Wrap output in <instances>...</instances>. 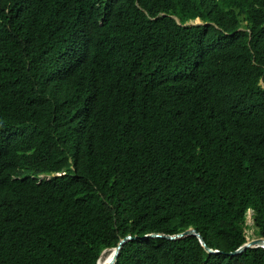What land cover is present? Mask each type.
<instances>
[{
    "label": "trees",
    "instance_id": "1",
    "mask_svg": "<svg viewBox=\"0 0 264 264\" xmlns=\"http://www.w3.org/2000/svg\"><path fill=\"white\" fill-rule=\"evenodd\" d=\"M249 230L264 0H0V264H264Z\"/></svg>",
    "mask_w": 264,
    "mask_h": 264
},
{
    "label": "water",
    "instance_id": "2",
    "mask_svg": "<svg viewBox=\"0 0 264 264\" xmlns=\"http://www.w3.org/2000/svg\"><path fill=\"white\" fill-rule=\"evenodd\" d=\"M187 236H196L201 244L204 246V248L209 252V253H218L217 251H213L212 249H210L206 243L204 238L202 237V235L195 229L191 228L186 230L183 233L174 235V236H170V235H164V234H150L144 237V239L149 238V237H163L166 239H170V240H177V239H181V238H185ZM132 236H128L125 239H122L118 245L117 248L114 249V253L112 255V259L108 264H115L116 260L119 256L120 250L122 248V246L128 241L131 240ZM254 247H262L264 248V239L263 238H257V239H253V240H249L247 243H245L242 247H240L239 249H237L234 252H231L230 255L235 256V255H239L242 254L243 252H245L246 250L250 249V248H254ZM99 264V263H98Z\"/></svg>",
    "mask_w": 264,
    "mask_h": 264
},
{
    "label": "rangeland",
    "instance_id": "3",
    "mask_svg": "<svg viewBox=\"0 0 264 264\" xmlns=\"http://www.w3.org/2000/svg\"><path fill=\"white\" fill-rule=\"evenodd\" d=\"M196 22H200V21L197 20ZM248 219H249V224H252V223H253V220H252L251 214H249ZM252 234H253V231H252V230H249V232H248V236H249L248 239H249V240L256 239L255 237L252 236ZM107 256H108V255H107ZM107 256H105V258H106Z\"/></svg>",
    "mask_w": 264,
    "mask_h": 264
},
{
    "label": "bare ground",
    "instance_id": "4",
    "mask_svg": "<svg viewBox=\"0 0 264 264\" xmlns=\"http://www.w3.org/2000/svg\"><path fill=\"white\" fill-rule=\"evenodd\" d=\"M113 253H114V250H113L112 253L109 254L106 258L101 259V260L99 261V264H108V263L111 261V259H112V255H113Z\"/></svg>",
    "mask_w": 264,
    "mask_h": 264
}]
</instances>
